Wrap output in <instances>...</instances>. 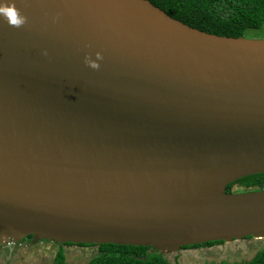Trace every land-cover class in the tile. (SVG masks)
<instances>
[{"label": "water", "instance_id": "water-1", "mask_svg": "<svg viewBox=\"0 0 264 264\" xmlns=\"http://www.w3.org/2000/svg\"><path fill=\"white\" fill-rule=\"evenodd\" d=\"M12 3L25 22L0 18V245L264 239V189L226 192L264 174V39L149 0Z\"/></svg>", "mask_w": 264, "mask_h": 264}, {"label": "trees", "instance_id": "trees-1", "mask_svg": "<svg viewBox=\"0 0 264 264\" xmlns=\"http://www.w3.org/2000/svg\"><path fill=\"white\" fill-rule=\"evenodd\" d=\"M171 18L200 31L231 38L245 37L249 31L264 28V0H149ZM247 38V37H246ZM234 186L243 192L264 189V174L241 179L226 188L233 193ZM30 237L23 241L29 243ZM222 242L207 243L185 248L212 247ZM52 264L67 262L64 248L78 247L89 252L88 264H178L176 253H162L151 247L106 245H58ZM183 248V249H185ZM245 264H264V246Z\"/></svg>", "mask_w": 264, "mask_h": 264}, {"label": "rangeland", "instance_id": "rangeland-1", "mask_svg": "<svg viewBox=\"0 0 264 264\" xmlns=\"http://www.w3.org/2000/svg\"><path fill=\"white\" fill-rule=\"evenodd\" d=\"M244 35L251 39H264V28L258 31H249ZM232 191L233 193H242L244 188L234 186ZM262 245L264 246V239H249L222 243L212 247L204 246L193 250L185 248L176 252V258H179L178 264H245L253 258ZM57 250L54 243L1 244L0 264H52ZM63 251H65L68 263L88 264L89 252L79 250L78 247L64 248Z\"/></svg>", "mask_w": 264, "mask_h": 264}, {"label": "clouds", "instance_id": "clouds-1", "mask_svg": "<svg viewBox=\"0 0 264 264\" xmlns=\"http://www.w3.org/2000/svg\"><path fill=\"white\" fill-rule=\"evenodd\" d=\"M0 18H3L10 26L19 27L25 22V17L15 8L12 0H0ZM99 59V54H97ZM89 67L95 69L99 64L95 61L87 62Z\"/></svg>", "mask_w": 264, "mask_h": 264}, {"label": "flooded vegetation", "instance_id": "flooded-vegetation-1", "mask_svg": "<svg viewBox=\"0 0 264 264\" xmlns=\"http://www.w3.org/2000/svg\"><path fill=\"white\" fill-rule=\"evenodd\" d=\"M28 238V237H27ZM27 238L25 239V240H27ZM249 239H252V238H248V239H243V240H241V241H246V240H249ZM24 240V241H25ZM23 242V241H22ZM29 242H30V240H29ZM234 242H236V241H234ZM40 243H47V242H39V243H37V244H40ZM223 243V242H222ZM231 243H233V242H231ZM224 244V243H223ZM183 249V248H182ZM181 250V249H180ZM179 250V251H180Z\"/></svg>", "mask_w": 264, "mask_h": 264}]
</instances>
